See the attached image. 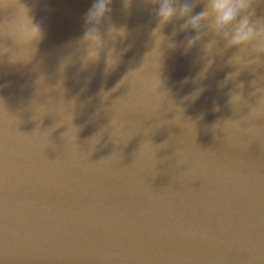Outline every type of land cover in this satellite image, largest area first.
Wrapping results in <instances>:
<instances>
[{
    "label": "water",
    "instance_id": "1",
    "mask_svg": "<svg viewBox=\"0 0 264 264\" xmlns=\"http://www.w3.org/2000/svg\"><path fill=\"white\" fill-rule=\"evenodd\" d=\"M22 2L45 35H0V264H264V68L226 81L229 50L201 77L194 32L157 68L151 7L114 0L128 35L106 73L76 43L93 0Z\"/></svg>",
    "mask_w": 264,
    "mask_h": 264
},
{
    "label": "clouds",
    "instance_id": "2",
    "mask_svg": "<svg viewBox=\"0 0 264 264\" xmlns=\"http://www.w3.org/2000/svg\"><path fill=\"white\" fill-rule=\"evenodd\" d=\"M113 2L114 0H93L83 17V35L76 42L83 52L81 60L84 65L98 63L103 53L106 73L116 67L123 54L116 51L115 43L128 35L126 24L117 25L111 20ZM120 3L122 11L128 12L133 7L134 0H120ZM142 3L151 7V14L156 20L150 31L155 46L148 55L158 53L157 68L163 55L161 46L166 44L168 48L175 49L177 44L173 38L178 32L195 33L185 35L182 42L185 51L209 37L207 42L202 43V59L206 60V64L199 73L201 77L215 62V56H222L229 50L234 51L227 63L236 67L237 71L228 73L226 81L235 79L244 69L264 68V0H142ZM9 10L12 18L0 23V35L11 36L18 45L25 47L38 44L44 39L41 24L30 15L32 9L22 0H0V12L8 13ZM169 24L174 27L171 35L166 36L163 30ZM109 42L112 47L108 46ZM7 51L6 47L0 45V56ZM238 87L242 89L243 84ZM201 91L203 89H198L195 95H199ZM253 95H257L258 99L248 116L264 117V88L257 87ZM230 103L234 108H240L244 103L242 92L234 91Z\"/></svg>",
    "mask_w": 264,
    "mask_h": 264
}]
</instances>
